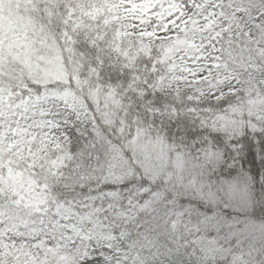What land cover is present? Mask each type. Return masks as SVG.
I'll return each mask as SVG.
<instances>
[{
  "label": "snow or ice",
  "instance_id": "obj_1",
  "mask_svg": "<svg viewBox=\"0 0 264 264\" xmlns=\"http://www.w3.org/2000/svg\"><path fill=\"white\" fill-rule=\"evenodd\" d=\"M18 3L38 39L0 62V130L15 115L60 147L22 162L56 198L30 211L17 196L0 220V264H23L5 229L33 220L47 259L31 264H264V60L249 59L264 40L237 41L232 24L264 21V0H224L231 27L215 55L197 37L194 0ZM161 145L182 155V172L159 171Z\"/></svg>",
  "mask_w": 264,
  "mask_h": 264
},
{
  "label": "rangeland",
  "instance_id": "obj_2",
  "mask_svg": "<svg viewBox=\"0 0 264 264\" xmlns=\"http://www.w3.org/2000/svg\"><path fill=\"white\" fill-rule=\"evenodd\" d=\"M8 1L2 0V3H0V57H2L0 62L7 61L10 53L27 55L34 46H37V41L28 40L30 38L28 37V31H26L27 25H24L21 20V12ZM194 2L198 5L197 12H190V15L200 22L197 37L202 42H205L207 46H210V54L215 55L218 44L216 33H225L231 27L229 14L225 13L223 0H194ZM96 11L98 14L101 9L98 8ZM200 14L203 16L202 20L200 19ZM231 15L235 17V13ZM185 19L187 20L188 16ZM241 21L243 22L242 26ZM193 23L195 24V20ZM232 24H235L236 33L238 32V34L248 32L249 35H264V28L261 27L264 21L258 22V18L254 19L251 12L241 15L239 19H233ZM241 27H243V31H241ZM209 29L211 31H208ZM31 31L34 33L35 30L32 29ZM128 39L131 38L128 37ZM40 46L43 47L42 44ZM257 55L259 59L256 58ZM261 60H264V54H261V52L252 56V61L257 65L261 63ZM261 68L264 69V65H261ZM257 75L261 83H264V70L258 69ZM184 90L190 91V88L187 85H181L177 95H181ZM258 114L264 115V113ZM22 115L26 116L27 114L23 113ZM33 123H29L25 119L23 124H19L15 115L9 116L3 121L4 127L0 130V138H2L0 139V144L3 145L2 149H0V201L4 202L5 205L0 206L4 209V214L0 215V220H8L6 218L8 209L13 203H19L17 196L20 197V200L25 201L27 205H36L38 207L42 204H47V201L52 199L46 198L47 201L44 200V190L34 179V176L39 172H34V169L29 170L27 165L21 166L22 162L29 161V157L32 158L29 161L32 164L48 160L54 149L60 147L58 144H53L54 137L52 134L46 132L43 128H33ZM152 151L155 152L156 159L162 166L159 169L160 172L167 171L168 165H172L174 170H180L181 172L186 166L182 155H173L175 152L174 146L164 148L161 145L158 149L153 148ZM162 156L163 159H161ZM50 169L51 163L49 164ZM62 210L60 208L56 211L60 212ZM71 211L72 214H76L78 210ZM13 223L15 222L13 221ZM39 225L43 226L42 223ZM45 232L44 226L33 230L26 227L21 230L17 227L10 234L5 229V240L6 243L11 242L12 248L15 249L14 253L19 254L17 260L22 258L25 262L24 264H31L30 255L32 260H36L40 256H44L47 259L46 252L35 247L37 239L45 235ZM17 242H19V246H17ZM41 244H43V241H41ZM13 264H17V262L13 261ZM73 264H80V261L75 260Z\"/></svg>",
  "mask_w": 264,
  "mask_h": 264
},
{
  "label": "trees",
  "instance_id": "obj_3",
  "mask_svg": "<svg viewBox=\"0 0 264 264\" xmlns=\"http://www.w3.org/2000/svg\"><path fill=\"white\" fill-rule=\"evenodd\" d=\"M15 4H16L17 6L20 7V4L18 3V0L15 1ZM20 8H21V7H20ZM25 12H27V7H25ZM235 39H236L237 41L241 40V38H238V39L235 38ZM34 40H35V38H34ZM243 40L247 41L248 39L244 38ZM257 40H264V39H262L261 37H257V38H255L254 40H252L253 44H256V41H257ZM256 47H259V45L257 44ZM261 51L264 52V49H261ZM251 53H252V52L249 53V56H250ZM50 170H51V169H50ZM34 179L37 180V182L39 183V185L45 189L47 195H48L50 198H51V197H52V199H55V198H56V197L53 195V192L49 191V189H51L52 185H51L46 179L44 180L43 183H41L40 173L36 174V175L34 176ZM30 227H36V225H35V224H32Z\"/></svg>",
  "mask_w": 264,
  "mask_h": 264
}]
</instances>
